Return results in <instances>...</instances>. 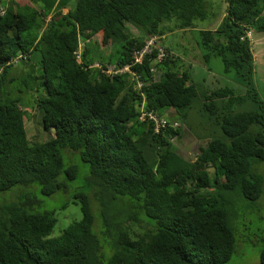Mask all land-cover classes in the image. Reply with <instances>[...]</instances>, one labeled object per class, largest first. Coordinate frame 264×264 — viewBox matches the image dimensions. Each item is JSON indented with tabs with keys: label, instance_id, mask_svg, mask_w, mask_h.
<instances>
[{
	"label": "trees",
	"instance_id": "16d2710c",
	"mask_svg": "<svg viewBox=\"0 0 264 264\" xmlns=\"http://www.w3.org/2000/svg\"><path fill=\"white\" fill-rule=\"evenodd\" d=\"M27 1L13 13L0 8V194L16 186H38L46 197L66 190L76 169L64 167L62 150L78 152L97 190L91 200L74 196L81 219L57 237L51 236L54 213L31 212L34 199L1 205L0 264H102L90 201L102 216L100 233L116 230L105 264L227 263L236 246L229 194L254 203L264 199V177L255 170L264 162V101L247 37L249 28L264 32V0H223L219 27L199 31L205 63L219 59L224 74L236 75L242 95L229 87L201 91L186 72L170 70L173 54L154 63L153 51L132 67L141 88L129 74L107 76L94 68L86 46L81 61L75 59L79 45L97 37L98 47L121 45L114 64L103 57L101 62L127 65L149 37L160 40L205 20V0ZM31 59L36 66L17 69ZM32 82L41 91L34 107L41 125L53 131L43 143L27 138L25 112L14 97L21 93L18 85L31 92ZM246 100L254 109L235 112ZM166 111L174 112L168 122L183 126L191 112L205 118L194 160L174 148L180 126L155 133L151 121L140 120L144 112L161 117ZM110 203L137 209L149 221L127 213L118 228H109ZM141 220L152 230L132 233L124 226ZM259 262L264 264V248Z\"/></svg>",
	"mask_w": 264,
	"mask_h": 264
},
{
	"label": "rangeland",
	"instance_id": "374dc122",
	"mask_svg": "<svg viewBox=\"0 0 264 264\" xmlns=\"http://www.w3.org/2000/svg\"><path fill=\"white\" fill-rule=\"evenodd\" d=\"M17 3L10 0H0V8L5 10L6 13H13L16 11L15 5L17 8L23 3L26 4L29 2L27 0H17ZM205 3L207 14L205 20L196 21L193 29L175 30L165 33L157 43L168 48L170 54H173L175 57V62L168 66L170 70L179 73L186 72L190 81L201 89V91L229 87L236 95L245 94L244 88L237 83L234 72L224 74L219 59L212 58L208 64L205 63L203 57L205 51L198 45L200 39L199 31H215L222 21L226 6L223 0H205ZM262 9V16H264V3ZM19 12L25 13L26 11L20 10ZM63 13H66V10H64ZM249 29L250 32L248 33H250L249 38L254 57L255 86L260 98L264 101V32L256 31L252 28ZM132 30L133 33L136 34V31L134 29ZM96 42L97 37L91 39L90 42L81 43L80 47L82 46V48L80 50L83 51V47L86 46L89 51V58H91L94 63L104 65L105 68L113 67L114 65L101 62L102 57L108 58L112 61V64H114L119 57L121 45L116 44L114 47L108 46L103 48L101 46L98 47ZM35 63V59H31L30 61L24 60L17 64L16 67L21 70L23 67L36 66L37 64L33 65ZM25 71L27 72L26 69ZM25 71L22 77H26L24 75L26 73ZM155 74L156 76H160V72H156ZM130 80L135 82L136 77L130 75ZM36 83L37 82H32L33 90L29 93H26L25 89L18 85L21 93L15 91L14 97L19 98L20 106L25 112L24 126L27 138H29L31 143H43L51 137L53 131H45L43 129L40 113L34 108L36 105V96L41 93L40 90H37ZM233 108L235 112L249 111L254 109V105L249 100H246L242 105H236ZM173 115L174 112L166 111L162 114L161 118L168 119ZM190 115L191 120L188 126L180 124V129H183L182 136L175 142L174 148L183 158L192 161L198 152V146L203 145V143L198 141L199 139L197 136L203 137L204 132L202 128L205 118L202 119L201 116L195 114V112H191ZM62 160L65 168L73 166L76 169L75 179L66 181V190H61L50 197H46L40 193L38 186H16L10 191L0 194V206L12 202L25 201V197H28L31 200H35L31 212L54 213L56 224L52 231V237L59 236L71 223L81 219L80 206L78 203H74L77 202L74 200V196L78 193H82L87 195L91 200L93 198V191L97 190V187L89 182L88 165L81 161L78 152L62 150ZM255 170L264 177V162L256 164ZM64 179V175L59 177L60 181ZM228 200V211L230 209L229 220L234 229L236 246L230 260L225 264H260L259 253L264 248V199L260 198L254 203L243 199L238 193L234 192L229 194ZM90 209L94 217L92 229L99 239L101 245L100 253L103 257L102 264H105L111 252V237L115 235L116 230L110 231L109 234H101V225L103 223L99 207L95 202L90 201ZM127 213H133L138 218L146 222L149 221L146 216L137 209L128 207L123 208L118 205H111L110 203L107 213L110 223L109 228L112 224L114 228H118ZM143 220L137 225L133 222H128L124 226L132 233L152 230V227Z\"/></svg>",
	"mask_w": 264,
	"mask_h": 264
},
{
	"label": "built area",
	"instance_id": "2783aa9c",
	"mask_svg": "<svg viewBox=\"0 0 264 264\" xmlns=\"http://www.w3.org/2000/svg\"><path fill=\"white\" fill-rule=\"evenodd\" d=\"M247 37H250V33H247ZM159 39L157 37H149L145 43L144 46L141 49H136L132 53L131 62L127 65H123L121 67H102V65H99L95 63L93 65L94 68H97L102 71L107 76H114V75H122V74H130L136 77L137 87L141 88L142 83L138 80V76L135 74V72H132V67L140 66L143 64L144 58L151 55L153 51L156 52L155 62L160 63L164 61L166 58L170 56V51L163 47L162 45L158 44L157 41ZM82 46L75 52V59L77 61H81V53L80 50ZM152 71V70H151ZM154 72V70H153ZM141 121H151L153 123V130L155 133H160L162 130H165L167 128H179L180 124L178 122H168L165 118H161L158 115L149 112V113H142L140 116Z\"/></svg>",
	"mask_w": 264,
	"mask_h": 264
},
{
	"label": "crops",
	"instance_id": "0c3cea01",
	"mask_svg": "<svg viewBox=\"0 0 264 264\" xmlns=\"http://www.w3.org/2000/svg\"><path fill=\"white\" fill-rule=\"evenodd\" d=\"M17 1V0H16ZM252 35V34H251ZM168 49V48H167ZM169 50V49H168Z\"/></svg>",
	"mask_w": 264,
	"mask_h": 264
}]
</instances>
